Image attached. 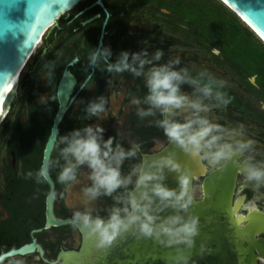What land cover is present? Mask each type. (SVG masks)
<instances>
[{"label": "flooded vegetation", "instance_id": "1", "mask_svg": "<svg viewBox=\"0 0 264 264\" xmlns=\"http://www.w3.org/2000/svg\"><path fill=\"white\" fill-rule=\"evenodd\" d=\"M169 3L168 0H82L57 17L38 40L30 59L22 67L13 99L0 122V257L34 244L30 233L45 228L50 185L48 182L38 184L34 177L27 178V173H35L41 167L45 145L59 110L57 92L64 72L69 73L75 83L58 125V135L87 124H100L106 130L105 139L113 136L115 142L126 149L133 143L140 144V156L126 160L122 166L125 175L140 157L156 153L168 144L163 130L154 124L155 119L161 118L159 114L142 120L136 114L137 108L147 106L131 102L133 97L143 101L148 94L144 78L134 77L129 72L108 73L103 70L106 67L103 63L98 69H89L88 55L95 47H111L113 62L122 51L138 52L148 48L152 53L163 49L165 55L160 63L170 56H179L181 67H187L193 78L206 72L216 80L225 81L227 86L221 90L231 98V103L214 108L208 116L228 129L242 128L243 135L237 139L254 140L251 154L255 161H264V122L252 119L250 108L228 91V56L211 47L206 38L200 42L199 34L187 33L189 38H196L197 43L185 38L182 29L192 23L170 11ZM218 56H225L226 65L218 62ZM50 61L54 69L48 65ZM251 78L245 77L250 83ZM253 82L256 86L255 76ZM182 91L191 93L192 89L183 85ZM100 95L109 100L107 114L102 119L89 117L85 111L87 103ZM60 147L56 138L49 158H58ZM247 155L249 153L237 158L236 163L241 165ZM203 164L208 170L212 169ZM59 171L60 168H54L50 174L52 193L56 194L51 209L55 222L70 220L74 211L83 210L81 189L91 183L86 175L89 169L82 166L78 174L80 183L67 191L57 180ZM200 182L195 183L200 185ZM260 192L264 193V188ZM255 195L238 172L233 202H241L240 213L246 215L253 209L264 213V195L254 200ZM113 203L112 197L101 196L89 206L95 210L94 214L107 216ZM260 238L264 240V234ZM17 260L25 264H50L42 259L39 248L31 253L8 256L0 264H15ZM56 264H62V260ZM258 264H264V260L258 258Z\"/></svg>", "mask_w": 264, "mask_h": 264}, {"label": "clouds", "instance_id": "2", "mask_svg": "<svg viewBox=\"0 0 264 264\" xmlns=\"http://www.w3.org/2000/svg\"><path fill=\"white\" fill-rule=\"evenodd\" d=\"M164 55L163 49L152 53L148 48L122 51L113 62L111 47L98 46L89 53L87 67L98 69L103 63L106 66L103 70L108 73L129 72L134 77H143L148 94L143 101L133 97L131 102L147 107H138L136 114L142 120L159 114L161 118L155 119L154 124L163 130L168 144L182 149L193 160L222 171L249 153L239 169L256 194L254 200L259 199L264 195L260 192L264 188V161H255L251 154L255 141L237 139L243 135L242 128L228 129L208 116L214 108L231 103V98L221 90L227 86L226 82L206 72L193 78L187 67H181V57L170 56L160 63ZM48 65L55 68L52 61ZM183 85H188L191 93L182 91ZM108 103V98L100 95L87 103L85 111L89 117L102 119L107 114ZM105 131L100 124H87L57 135L58 145H62L58 158L45 157L40 169L35 173L29 171L27 178L34 177L38 184L47 183L52 169L60 168L57 180L71 191L80 183L78 174L82 166H87L86 175L91 183L81 189L85 207L74 211L69 220L74 230L99 249L111 247L129 233L137 239H152L163 247L176 248V264H189L195 238L200 234V218L192 209L209 198L210 193L204 185L195 183L193 170L177 159L175 151L151 160L140 157L129 173L123 174L124 162L138 158L141 145L133 143L126 149L113 136L105 139ZM165 169L178 173L177 188H169L164 183ZM101 196L114 200L107 216L94 214L95 210L89 206ZM169 209L172 214L162 215ZM15 264L25 262L17 260Z\"/></svg>", "mask_w": 264, "mask_h": 264}, {"label": "water", "instance_id": "3", "mask_svg": "<svg viewBox=\"0 0 264 264\" xmlns=\"http://www.w3.org/2000/svg\"><path fill=\"white\" fill-rule=\"evenodd\" d=\"M80 1L0 0V120L13 99L19 72L40 37L57 17ZM221 1L264 42V0ZM74 83L73 77L64 72L57 92L59 110L45 145L43 160L50 157ZM169 151L177 153V159L193 170L196 181L201 180L200 185L210 193L209 198L192 209L200 218V234L195 238L189 264H258V258L264 260V240L260 238L264 234V213L253 209L243 215L240 213L241 202H233L239 164L229 163L222 171L208 170L203 162L193 160L182 149L169 144L144 157L151 160L167 155ZM165 173L164 183L169 188H177L178 173L167 169ZM48 184L50 194L46 198L45 228L30 233L34 244L1 256L0 262L8 256L31 253L39 248L42 259L50 264L60 260L62 264H176V248L163 247L152 239H137L130 233L118 238L111 247H95L93 241L71 227L69 220L55 222L51 213V180ZM168 214H172L171 209L162 213Z\"/></svg>", "mask_w": 264, "mask_h": 264}, {"label": "rangeland", "instance_id": "4", "mask_svg": "<svg viewBox=\"0 0 264 264\" xmlns=\"http://www.w3.org/2000/svg\"><path fill=\"white\" fill-rule=\"evenodd\" d=\"M172 2L174 0H168ZM186 2H198L201 1L211 8L216 9L222 16H220L215 10L206 9L203 6L198 7H177L176 5L168 4L169 8L175 9L177 12L181 13L185 17L190 18L200 27H202L207 34L201 29L193 27L190 23L184 25L185 33L182 35L197 43L196 38H189L187 33L199 34L201 37L200 42L203 38H206L210 46L215 48L217 51H223L221 49V43L216 42L215 38H220L225 46V51L227 56L240 64L247 70L257 72L259 75L258 81L264 83V52L262 49L253 41L261 45L264 49V43L261 42L252 32L246 24L240 20L234 13H232L228 8H226L218 0H179ZM228 20L233 21L238 25L237 28ZM176 26L178 24H175ZM181 33H179L180 35ZM253 40L249 37V35ZM209 36L213 38H209ZM261 42H259V41ZM225 54V53H224ZM218 62L222 65H226L225 56H218ZM228 91H230L234 97L239 98L244 104H246L252 113L251 118L256 122H264V90L258 85L254 86L253 77L251 78V83L245 79L244 74L241 72L239 67L235 66L228 60Z\"/></svg>", "mask_w": 264, "mask_h": 264}, {"label": "trees", "instance_id": "5", "mask_svg": "<svg viewBox=\"0 0 264 264\" xmlns=\"http://www.w3.org/2000/svg\"><path fill=\"white\" fill-rule=\"evenodd\" d=\"M169 4H172V5H176L177 7L180 8L181 7H184V8H189V7H198V6H203L204 8L206 9H212V10H215L220 16H222L216 9L214 8H211L209 7L208 5H206L205 3H202L201 1H198V2H186V1H179V0H174L172 2H170ZM226 7V6H225ZM170 11H173L177 14H179L181 17L185 18L186 20H188L189 22H191L194 26L198 27L199 29H201L202 31H204L206 34L207 32L202 28L200 27L198 24H196L193 20H191L190 18L188 17H185L184 15H182L181 13L177 12L175 9L173 10V8H169V6L167 7ZM227 8V7H226ZM224 17V16H222ZM225 18V17H224ZM226 19V18H225ZM227 20V19H226ZM229 23H231L232 25H234L235 27L239 28L238 25L236 23H234L233 21H230L228 20ZM240 29V28H239ZM252 32V31H251ZM254 34V33H253ZM249 35V34H248ZM255 35V34H254ZM256 36V35H255ZM249 37L253 40V38L249 35ZM216 42H220L221 43V49L223 50V52L225 53V55L227 56L226 54V51H225V46H224V43L223 41L220 39V38H215ZM261 49L262 51L264 52V49L261 47V45H259L258 42H256L255 40H253ZM259 41V40H258ZM260 42V41H259ZM261 43V42H260ZM228 60L233 63L235 66L239 67V69L241 70V72L244 74L245 77L249 78V77H253L255 76L256 77V84L262 88L264 90V83L261 82V81H258L259 79V75L257 72H254V71H251V70H247L245 69L244 67H242L240 64H238L237 62L233 61L229 55H228Z\"/></svg>", "mask_w": 264, "mask_h": 264}, {"label": "bare ground", "instance_id": "6", "mask_svg": "<svg viewBox=\"0 0 264 264\" xmlns=\"http://www.w3.org/2000/svg\"><path fill=\"white\" fill-rule=\"evenodd\" d=\"M219 1H221V0H219ZM222 2V1H221ZM224 4V3H223ZM246 24V23H245ZM247 25V24H246ZM248 26V25H247ZM250 28V27H249ZM251 29V28H250ZM252 30V29H251ZM253 31V30H252ZM255 33V32H254ZM256 34V33H255ZM257 35V34H256ZM257 37H258V35H257ZM30 59V58H29ZM22 69L23 68H21V70H20V72H19V75H18V77H17V79L19 78V76H20V74H21V71H22ZM16 82H17V80H16Z\"/></svg>", "mask_w": 264, "mask_h": 264}, {"label": "snow or ice", "instance_id": "7", "mask_svg": "<svg viewBox=\"0 0 264 264\" xmlns=\"http://www.w3.org/2000/svg\"><path fill=\"white\" fill-rule=\"evenodd\" d=\"M0 100H2V97H0Z\"/></svg>", "mask_w": 264, "mask_h": 264}]
</instances>
